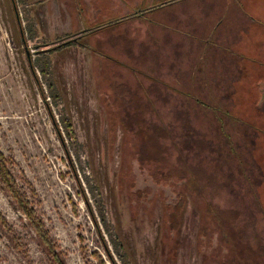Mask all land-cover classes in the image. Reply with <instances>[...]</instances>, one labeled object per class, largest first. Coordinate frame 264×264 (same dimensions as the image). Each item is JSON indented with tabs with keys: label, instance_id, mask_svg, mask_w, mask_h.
Instances as JSON below:
<instances>
[{
	"label": "rangeland",
	"instance_id": "1",
	"mask_svg": "<svg viewBox=\"0 0 264 264\" xmlns=\"http://www.w3.org/2000/svg\"><path fill=\"white\" fill-rule=\"evenodd\" d=\"M167 2L0 0V150L62 264H264L263 25L131 16ZM0 213V264H57Z\"/></svg>",
	"mask_w": 264,
	"mask_h": 264
},
{
	"label": "trees",
	"instance_id": "2",
	"mask_svg": "<svg viewBox=\"0 0 264 264\" xmlns=\"http://www.w3.org/2000/svg\"><path fill=\"white\" fill-rule=\"evenodd\" d=\"M168 3L169 2L162 3V5H165ZM147 11H148V9H142V10H140V13H146ZM111 24H113V22H111L109 24L107 23V24L103 25V27H106V26L111 25ZM21 26H22V23H21ZM89 32H91V31H89ZM83 36H81V37H83ZM72 42H75V41H71L70 43H66L63 45L64 46L71 45ZM255 107H256V105H254V110H256V113L257 112H258V114L262 113L257 107L256 108ZM8 164H9L8 158L0 150V184L3 187L7 188L12 193L15 202L17 203V205H19L20 210L23 212V214L27 218V221L29 222L30 227L35 232V234L38 237V239L40 240V242L42 244H44L46 246V248L49 250V253L52 255L53 261L55 259V261H54L55 263L62 264L59 261L58 256L56 255V252H55L56 246H54L53 238L51 237L50 232L47 229L44 220L42 219V217H40L38 215V213H37L35 207H33L32 203L29 202L28 194H26V191H22L19 189V187L17 185V179L13 176ZM0 222L2 223V225L4 227H8L7 220L2 216L1 213H0ZM125 264H127V263H125Z\"/></svg>",
	"mask_w": 264,
	"mask_h": 264
},
{
	"label": "crops",
	"instance_id": "3",
	"mask_svg": "<svg viewBox=\"0 0 264 264\" xmlns=\"http://www.w3.org/2000/svg\"><path fill=\"white\" fill-rule=\"evenodd\" d=\"M147 1V0H146ZM188 1H194V0H171V2H169V4H165V5H156V6H153V7H150V8H146L148 9V11L146 13H150L154 10H158L160 8H163V7H166L168 5H172V4H176L177 2H183V4L185 3H188ZM231 0H226V3H229ZM234 1L235 3H237V8L236 9H233V15L231 16H228L225 11H224V15L222 16V19L218 20V23L216 24V28H220V27H224L226 25H224V18L223 17H230V18H233L234 23H229L231 26L230 28H234V25L237 24V26L239 27H243L245 25V20L249 19L248 21V27L250 26H258L259 24L260 25H263V30L262 29H259V31L264 34V0H242L243 3H241L240 1L241 0H232ZM243 4V5H241ZM229 4H226V6H228ZM76 10H82L83 6H81V4L77 7H75ZM249 8V9H247ZM253 11V14H251L249 11ZM230 12V11H229ZM146 13H134L132 14L131 16H140V15H143V14H146ZM235 15V16H234ZM242 20V22H240L239 20ZM237 20V21H236ZM237 22V23H236ZM253 22V25L252 23ZM242 23V24H241ZM247 24V23H246ZM261 28V27H260ZM222 30H214L213 33H218V32H221ZM239 32V31H238Z\"/></svg>",
	"mask_w": 264,
	"mask_h": 264
},
{
	"label": "water",
	"instance_id": "4",
	"mask_svg": "<svg viewBox=\"0 0 264 264\" xmlns=\"http://www.w3.org/2000/svg\"><path fill=\"white\" fill-rule=\"evenodd\" d=\"M29 53V52H28ZM28 56H30L29 54H28Z\"/></svg>",
	"mask_w": 264,
	"mask_h": 264
}]
</instances>
